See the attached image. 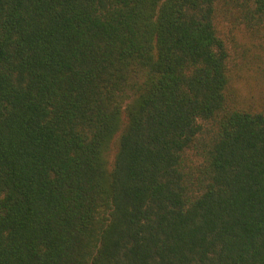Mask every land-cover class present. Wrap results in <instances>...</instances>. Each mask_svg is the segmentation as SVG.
<instances>
[{
	"label": "trees",
	"instance_id": "trees-1",
	"mask_svg": "<svg viewBox=\"0 0 264 264\" xmlns=\"http://www.w3.org/2000/svg\"><path fill=\"white\" fill-rule=\"evenodd\" d=\"M263 50L264 0H0V264H264Z\"/></svg>",
	"mask_w": 264,
	"mask_h": 264
},
{
	"label": "rangeland",
	"instance_id": "rangeland-1",
	"mask_svg": "<svg viewBox=\"0 0 264 264\" xmlns=\"http://www.w3.org/2000/svg\"><path fill=\"white\" fill-rule=\"evenodd\" d=\"M222 33L226 40H228V44L231 47L232 54H235L236 51H241L244 48H247L252 45V43H256L257 41L249 36L245 30L240 27L233 25L230 21H225L221 24ZM235 41H234V39ZM264 56V50H263ZM256 81L254 79H250V84H254ZM237 85L240 87L241 95L247 96L248 95V85L242 84V81L239 82Z\"/></svg>",
	"mask_w": 264,
	"mask_h": 264
}]
</instances>
